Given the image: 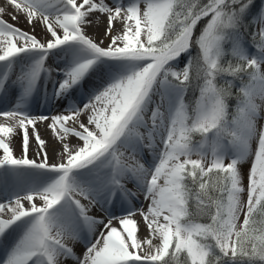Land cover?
Returning <instances> with one entry per match:
<instances>
[{
	"label": "snow or ice",
	"instance_id": "1",
	"mask_svg": "<svg viewBox=\"0 0 264 264\" xmlns=\"http://www.w3.org/2000/svg\"><path fill=\"white\" fill-rule=\"evenodd\" d=\"M8 2L50 38L0 19V92L16 93L0 113L12 121L0 125V240L11 239L0 264H264V0ZM93 13L107 19V46L85 31ZM43 81L67 103L51 117L57 164L38 132L40 162L27 155L36 118L25 109ZM129 183L149 202L144 240ZM97 206L111 209L107 222L89 215ZM81 240L78 256L68 241Z\"/></svg>",
	"mask_w": 264,
	"mask_h": 264
},
{
	"label": "bare ground",
	"instance_id": "2",
	"mask_svg": "<svg viewBox=\"0 0 264 264\" xmlns=\"http://www.w3.org/2000/svg\"><path fill=\"white\" fill-rule=\"evenodd\" d=\"M77 2L78 3L82 2V0H77ZM13 16H16L17 18L12 19ZM89 18L92 19L94 22L86 27L85 31L87 35L90 38H93L97 43H99L100 40H103L104 43L102 46H107L109 43V38L104 36V33L107 29V19L105 15L100 13H93L90 14ZM0 19H3L7 23L12 24L14 27H17L25 32H28L31 35L36 36L37 39L41 40V42H45L47 39L50 38L49 34L46 33L43 24L39 20L34 19L33 23L30 24L28 22L27 16L24 13L16 10L14 6L8 2V0H0ZM114 25H115V30L119 31L121 28L120 21H115ZM33 28L35 29L34 31ZM60 62L61 61L58 58H56L55 56H51L47 64L50 67L55 68L56 64ZM55 75H56L55 72H53V79L55 78ZM97 82H98V76L90 77L87 83L85 84V89H87L92 84H95ZM45 83L46 81H43L41 85L37 88L33 96L29 99L25 109L30 116L36 118L34 120V127L31 125L27 126L28 134L30 137L27 155L29 159L40 162V158L37 155L38 145L35 139V135L38 132L40 138L46 142L44 148L47 151L48 163L57 164L61 160L59 154L63 151V149L60 140L58 139V137L50 127L52 123L51 117L57 114H66L65 108L67 107V103L62 99L57 100L53 98L52 95L53 90L51 85H48V87L45 88ZM82 93L83 90L81 91V93L76 94L77 99L79 98L80 95H82ZM15 102H16V93L13 90L9 89L7 92H0V113L12 110L15 105ZM39 117H48L49 119L40 120ZM11 123L12 121L10 118L0 116V125L8 126ZM68 123L69 126H72L71 121H69ZM22 133H23V129L17 127L13 135L10 137L11 139L10 146L13 149L14 155L17 158H20L22 155L21 152ZM66 142L69 144L70 147H74L81 143L75 137L67 138ZM147 152L148 150H145L146 155ZM127 187H129L134 192H136V189L134 188L132 183H129ZM8 194H9L8 192L0 190V200H3L4 197L7 196ZM83 202L87 203L86 201ZM148 204L149 202L145 200L143 194L139 192H136V195L127 202V206L137 210V214L133 217V219L138 222V229H139L138 238L140 240L150 238L149 230L147 229L146 224L142 220V217L139 215V210L146 211ZM108 211H111V209H108ZM108 211L101 210V208L97 206L91 209L89 215L97 219L105 220L107 222ZM115 211L117 212L118 215H123L119 207H117ZM113 226L119 227L117 220H113ZM100 227L101 226H98V230L100 229ZM82 235L88 236L86 231ZM93 238L94 237L92 236H88V239H93ZM10 243H11V239H9L8 241L0 240V258H2L5 255L6 247L10 245ZM68 244L70 247L74 249V251L78 256L82 255V253L85 250L83 240H81V242L68 241ZM62 264H76V262L75 260H71V259H66V260L62 259Z\"/></svg>",
	"mask_w": 264,
	"mask_h": 264
},
{
	"label": "rangeland",
	"instance_id": "3",
	"mask_svg": "<svg viewBox=\"0 0 264 264\" xmlns=\"http://www.w3.org/2000/svg\"><path fill=\"white\" fill-rule=\"evenodd\" d=\"M260 4H261V0H257V7H258ZM249 31H250V29H249ZM246 46L249 48V50H250V52H251L252 54H255L256 49H255L253 46H251V45H249V44H247ZM258 126H264V112H262V118L258 121ZM251 159H252V158L249 157L247 160L243 161V162L239 165V169H240V171L243 172V173L245 174V175H244V180H243V183H244L245 186L247 185V173H248V171H249V169H250ZM227 162H228V161L226 160V163H227ZM244 198L246 199V195H245ZM242 220H243V216H241V222H242Z\"/></svg>",
	"mask_w": 264,
	"mask_h": 264
},
{
	"label": "trees",
	"instance_id": "4",
	"mask_svg": "<svg viewBox=\"0 0 264 264\" xmlns=\"http://www.w3.org/2000/svg\"><path fill=\"white\" fill-rule=\"evenodd\" d=\"M255 4L257 5V0H255ZM201 23H202V22H201ZM249 29H250V31L252 30L251 28H249ZM244 41H245V45L249 44V45L253 46V45H252V41H251V37H250L247 33H245ZM191 98H192V93H191V91H190V92L186 95L185 99H186V101H190ZM231 103H232L233 106H234V101L231 102ZM197 139H198V137H197Z\"/></svg>",
	"mask_w": 264,
	"mask_h": 264
}]
</instances>
